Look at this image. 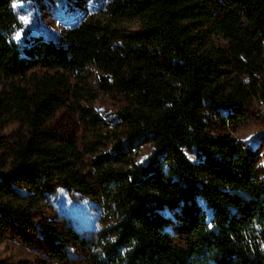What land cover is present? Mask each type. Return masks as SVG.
Masks as SVG:
<instances>
[{
	"label": "trees",
	"instance_id": "1",
	"mask_svg": "<svg viewBox=\"0 0 264 264\" xmlns=\"http://www.w3.org/2000/svg\"><path fill=\"white\" fill-rule=\"evenodd\" d=\"M263 72L264 0H117L53 40L27 36L0 0V117L18 123L0 156V244H34L35 211L63 187L102 214L93 237L43 219L59 264L70 249L85 264H264V181L226 129L254 98L264 111ZM102 93L121 97L117 123L94 111ZM61 108L79 140L52 129ZM164 206L178 209L175 235Z\"/></svg>",
	"mask_w": 264,
	"mask_h": 264
},
{
	"label": "rangeland",
	"instance_id": "2",
	"mask_svg": "<svg viewBox=\"0 0 264 264\" xmlns=\"http://www.w3.org/2000/svg\"><path fill=\"white\" fill-rule=\"evenodd\" d=\"M115 1L117 0H11V7L22 24V32L27 36L53 40L67 27L85 19L100 18L108 5ZM124 26L131 31L137 28L135 21L126 23ZM210 42L216 47L226 49V42L219 36H211ZM260 81L264 82V72L260 76ZM122 104L121 97L114 98L102 93L94 102L93 109L110 124H114L117 123L116 111ZM263 114L261 102L254 98L248 104L245 115L236 123H229L226 129L233 139L255 158L260 178L264 181ZM50 124L61 140H79L83 133L78 114L64 108L56 112ZM215 127L218 126L215 125L212 128L213 133L218 131ZM17 132V122L7 123L0 117V156L2 158L9 154ZM151 148V141L145 138L140 144L137 159L143 160ZM18 187L22 192H31L27 186ZM161 211L167 219L168 231L175 235L178 229V209L164 206ZM101 214L102 205L97 200L57 187L54 192L46 195L33 215L34 244L26 245L16 234L9 233L0 244V264H59L50 258L42 239L43 219L59 226H73L84 236L93 237L100 229ZM66 264H85V262L78 251L70 249Z\"/></svg>",
	"mask_w": 264,
	"mask_h": 264
}]
</instances>
